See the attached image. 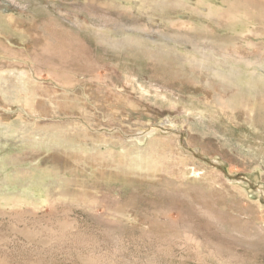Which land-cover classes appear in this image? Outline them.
Returning <instances> with one entry per match:
<instances>
[{"label": "rangeland", "instance_id": "1", "mask_svg": "<svg viewBox=\"0 0 264 264\" xmlns=\"http://www.w3.org/2000/svg\"><path fill=\"white\" fill-rule=\"evenodd\" d=\"M0 14V264H264V0Z\"/></svg>", "mask_w": 264, "mask_h": 264}, {"label": "bare ground", "instance_id": "2", "mask_svg": "<svg viewBox=\"0 0 264 264\" xmlns=\"http://www.w3.org/2000/svg\"><path fill=\"white\" fill-rule=\"evenodd\" d=\"M90 2H88V4H89ZM93 4V3H92ZM94 5V4H93ZM89 5V7L92 9V10H94V11H96L95 10V8H98V7H95L96 5ZM95 7V8H94ZM1 15V14H0ZM102 22H105V23H108V22H110L109 21V19L107 18V17H102L101 19H100ZM18 25V24H17ZM0 27H2V28H4V29H8V30H11V31H14V32H16L15 31V29H16V27L14 26V24L12 23V21H11V19H10V17H4V16H0ZM101 27V26H100ZM19 31V30H18ZM20 32V31H19ZM28 33V32H27ZM19 34H22L21 32L19 33ZM28 35V34H27ZM21 36V35H20ZM37 39V38H36ZM35 40V39H34ZM119 43V42H118ZM117 42H115V41H111V42H108L107 43V46H111L112 48L113 47H115L117 44H118ZM47 56V55H46ZM261 59V58H260ZM264 60V59H263ZM262 59H261V61H263ZM257 62H258V60H257ZM260 63V62H259ZM114 66H116V65H114ZM97 67L98 68H104L111 76H113L114 74V76H116V73H117V71H116V69L115 68H113V67H111V65H107L106 64V66H101L100 64H98L97 65ZM261 68L262 69H264V63H261ZM259 72H261V71H259ZM258 72V73H259ZM255 73V72H254ZM262 73V72H261ZM123 75V74H122ZM109 76V75H108ZM118 76V75H117ZM227 77V76H231L232 77V79H233V82H234V84H235V88L237 89L236 91H238V89H239V91L240 92H243V88L241 87V86H239V85H237V84H239L240 82L241 83H248V81H250V80H248V81H246V82H244L243 81V78L241 77V74H240V71L238 70V69H235L234 71H232V72H230V71H226V72H224V73H222V76L221 77ZM97 77H99V76H97ZM97 77H95V78H93V80H95V79H97ZM109 78V77H108ZM124 78V77H123ZM250 78H252L253 79V81H254V78H255V81L257 80L258 82L257 83H259V86H260V88L262 89V90H264V75L263 74H255V76H251ZM251 79V80H252ZM106 79L105 78H103V83H105V82H107V80L105 81ZM92 81V80H91ZM91 81H89V82H91ZM124 81V80H123ZM111 82H113V81H111ZM125 82V81H124ZM251 82V81H250ZM108 83V82H107ZM250 84V83H249ZM252 86H253V82H252ZM254 88V87H253ZM245 90H247L248 91V93L249 94H251V92H252V90L253 89H251L249 86L247 87V89H245ZM248 94V95H249ZM255 94H256V92H255ZM258 94V99H257V101L261 104V105H263L264 104V92H262L261 90L259 91V93H257ZM247 95V96H248ZM240 97V96H239ZM246 98V97H245ZM249 98H250V96H249ZM254 98V97H253ZM256 98V97H255ZM235 99H236V96H235ZM245 100H247V98L245 99ZM256 102V101H255ZM263 103V104H262ZM257 104V103H256ZM255 107V106H254ZM255 109H257V108H255ZM259 109V108H258ZM261 110H262V108H260ZM259 109V110H260ZM260 110V111H261ZM256 112L258 111V110H255ZM262 113V112H261ZM260 113V114H261ZM260 116H262V115H260Z\"/></svg>", "mask_w": 264, "mask_h": 264}]
</instances>
